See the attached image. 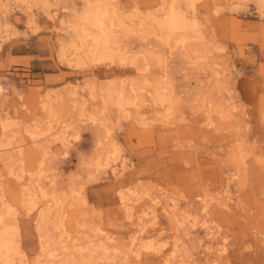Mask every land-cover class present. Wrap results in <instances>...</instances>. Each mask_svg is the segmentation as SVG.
I'll return each instance as SVG.
<instances>
[{"label":"rangeland","instance_id":"rangeland-1","mask_svg":"<svg viewBox=\"0 0 264 264\" xmlns=\"http://www.w3.org/2000/svg\"><path fill=\"white\" fill-rule=\"evenodd\" d=\"M0 213L12 264H264V0H0Z\"/></svg>","mask_w":264,"mask_h":264},{"label":"bare ground","instance_id":"bare-ground-1","mask_svg":"<svg viewBox=\"0 0 264 264\" xmlns=\"http://www.w3.org/2000/svg\"><path fill=\"white\" fill-rule=\"evenodd\" d=\"M102 15H103V13H102ZM102 15L101 14L95 15L92 19H90L89 24L91 26L96 27L97 29H100L99 33L97 35H95V37H94V44L97 47V49H95V51H98L102 55L104 54L106 56L107 55V54H105L107 52L106 46H108L109 38H111V37H110V34L108 33V31H106L104 29L105 23H104V18ZM166 25L168 26L170 31H173L174 29L183 28L184 26L187 25V23L185 22L184 17L179 12L173 11L169 15L167 22H166ZM86 34L87 33H85V35ZM95 53H97V52H95ZM102 55L99 57H102ZM94 56H95V54H94ZM99 57H97V58L99 59ZM5 215H6V213H5ZM5 219L6 218H4L2 213H0V260L3 264H12L13 263L12 262L13 257L17 256L15 254L20 252V251H18L17 253H15L16 250H18V248H17V244L15 243L16 241H14V237H15L14 231H16L17 229H15L12 225L7 224ZM16 233H17V231H16Z\"/></svg>","mask_w":264,"mask_h":264}]
</instances>
